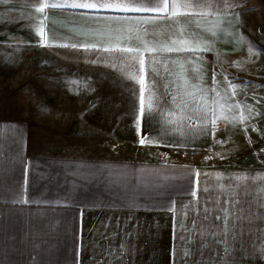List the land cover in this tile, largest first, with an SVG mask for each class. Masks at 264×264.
I'll return each mask as SVG.
<instances>
[{
    "label": "crops",
    "instance_id": "0c3cea01",
    "mask_svg": "<svg viewBox=\"0 0 264 264\" xmlns=\"http://www.w3.org/2000/svg\"><path fill=\"white\" fill-rule=\"evenodd\" d=\"M30 11L26 0L0 4V264H264V209L254 204L227 252L211 237L201 246L179 224L190 229L217 195L198 191L192 208V173L264 174V161L247 162L264 151V93H251L264 85V0H245L239 21L230 13L222 25L232 35L202 53L209 83L213 72L255 83L236 99L258 115L247 128L220 122L214 133L184 135L165 133L155 113L140 115L139 85L99 60L104 53L58 46L115 43L108 30L130 25L112 17L151 14L49 10L53 46H44ZM142 137L159 145H141Z\"/></svg>",
    "mask_w": 264,
    "mask_h": 264
},
{
    "label": "snow or ice",
    "instance_id": "6c2138e0",
    "mask_svg": "<svg viewBox=\"0 0 264 264\" xmlns=\"http://www.w3.org/2000/svg\"><path fill=\"white\" fill-rule=\"evenodd\" d=\"M7 2L8 0H0V4ZM244 2L245 0H26L27 6L32 9L28 13L29 19L39 21L35 27L44 46H53L48 43V33L45 31L49 10H112L151 14L112 17L115 21L130 25L127 28L108 30L115 43L105 44L101 39L97 42L85 40L58 46L104 53V56L98 57L99 60H104L111 68L139 85L140 115L155 113L160 117L165 133L172 130L179 131L182 135L189 130L196 134L206 129L214 133L220 122L232 126L243 124L247 128L248 122L258 115L254 105L236 99L238 90L249 87L252 82L234 83L227 76L220 81L213 72L209 83L205 79L203 68L202 53L212 51L215 41L221 35H232L222 25L230 13H235L239 21L241 14L236 9ZM208 17H216L211 27L201 23V20ZM251 51L250 47L249 52ZM258 52L259 50L257 54ZM255 87L264 88V85ZM259 103L257 99L256 104ZM139 143L159 145L158 140L149 137H142ZM192 175L195 177L194 187L190 192L195 199L192 208L199 203L198 191H215L217 195L205 201L212 205L211 208L203 207L199 210V224L197 219H193L189 229L180 220V228L188 232L191 238H195L198 233L201 246L206 247L203 241L211 237L213 242L226 245L223 251L227 252L229 240L236 238L238 226L253 218V204L258 209H264V183H257L264 182V174L226 177L223 173L197 171ZM201 176L214 179L215 182L209 186L207 181L199 179ZM249 182L255 185L254 189ZM188 207L184 205L181 209L185 218L187 212L184 209ZM171 210L175 211V208ZM210 214L213 222L208 224ZM189 237L182 235L180 238L187 241ZM184 255L190 256L191 252L186 249Z\"/></svg>",
    "mask_w": 264,
    "mask_h": 264
},
{
    "label": "rangeland",
    "instance_id": "374dc122",
    "mask_svg": "<svg viewBox=\"0 0 264 264\" xmlns=\"http://www.w3.org/2000/svg\"><path fill=\"white\" fill-rule=\"evenodd\" d=\"M260 30V29H259ZM260 31H262V32H264L263 30H260ZM262 39V38H261ZM261 49H262V60H263V63L261 64V63H259L258 65H261L262 66V68L261 69H258L259 71L261 70V71H263V68H264V44H263V47H261ZM254 59H251V61L252 62H256V61H253ZM250 72H252V71H250ZM247 73V72H246ZM258 73V72H257ZM248 74V73H247ZM263 74L264 73H262L261 74V76H262V78H263ZM249 75V78H250V74H248ZM252 85H255V83L254 82H252L251 83ZM1 87L2 86H0V91H1V93L4 95V93H3V91H2V89H1ZM4 92H5V90H4ZM239 93H241L242 94V91H239ZM246 93V92H245ZM251 93L252 94H256V93H264V88H262L260 91H258L257 89H255V88H253L252 89V91H251ZM3 103L4 102H0V106L1 105H3ZM254 157V156H253ZM255 157H257V158H252L251 160H248L247 162L249 163V164H253V165H262L263 163H262V161H264V151H260L258 154H256L255 155Z\"/></svg>",
    "mask_w": 264,
    "mask_h": 264
}]
</instances>
